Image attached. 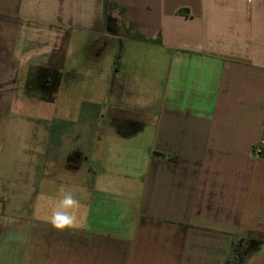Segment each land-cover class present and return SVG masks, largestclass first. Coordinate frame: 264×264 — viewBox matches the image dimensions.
<instances>
[{
    "label": "crops",
    "instance_id": "crops-1",
    "mask_svg": "<svg viewBox=\"0 0 264 264\" xmlns=\"http://www.w3.org/2000/svg\"><path fill=\"white\" fill-rule=\"evenodd\" d=\"M260 144L264 0H0V264H233L243 240L264 264ZM61 186L83 218L62 233Z\"/></svg>",
    "mask_w": 264,
    "mask_h": 264
},
{
    "label": "rangeland",
    "instance_id": "rangeland-1",
    "mask_svg": "<svg viewBox=\"0 0 264 264\" xmlns=\"http://www.w3.org/2000/svg\"><path fill=\"white\" fill-rule=\"evenodd\" d=\"M72 35H73V40H72L70 45H71V49H74V47H75L76 51L79 49V47L81 45H82V47H80V48H83L85 44H88V43L91 44V41H89V39H90V37H93V35H87L84 38V35L79 33V35H77L78 38H75L74 37L75 36V32ZM95 38H98V37L95 36ZM100 39H98L99 41H97L98 44L102 45L104 43H107V40L101 42L102 39L101 40ZM118 48H120V44H118ZM32 72H34V78H37V77L42 75V73H40L38 70H34L33 69L31 71V76H32ZM93 75L94 74L92 72H89V73L87 71L85 72V75H84L85 78H84V80H81V82H80L81 85L83 83L84 87L83 88L79 87V90H78L81 97H88L89 98V97H91L92 94L94 95V93H96L95 91H97V90H94L92 88V86H93V81H92L93 80L92 79ZM34 81H35V83H37L36 80H34ZM70 87H72V86H70ZM74 88H75V86H74ZM74 149H75L74 138L73 137H66L65 140H64V149L62 151V155H64L65 158L68 159V160L71 159L70 160V164H69V169H68L69 175H70V171L75 172V169L73 167L78 165L77 161H81L82 159H84L83 155H87L85 153L84 147L81 148L82 150L77 151V152H75ZM81 151H84V152L81 153ZM64 162H65V160H64ZM74 164H75V166H74ZM53 166L58 167L57 165H53ZM83 171H85V174L87 175V180L85 181V183H88L89 182V178L91 177V171L92 170H91V168L86 169V167L81 168L80 171L77 170V176L80 173H82ZM249 243H250L249 241L247 242V240H243V244H242L243 248L242 249H240V247H237L235 249L233 248L234 251L231 254L232 255L231 261L233 262V264H245L247 262V260L252 256L251 252L253 250H251V247H250Z\"/></svg>",
    "mask_w": 264,
    "mask_h": 264
},
{
    "label": "clouds",
    "instance_id": "clouds-1",
    "mask_svg": "<svg viewBox=\"0 0 264 264\" xmlns=\"http://www.w3.org/2000/svg\"><path fill=\"white\" fill-rule=\"evenodd\" d=\"M48 203L51 205L48 222L53 230L62 233L81 226L82 205L70 188L61 186L58 193L48 199Z\"/></svg>",
    "mask_w": 264,
    "mask_h": 264
},
{
    "label": "trees",
    "instance_id": "trees-1",
    "mask_svg": "<svg viewBox=\"0 0 264 264\" xmlns=\"http://www.w3.org/2000/svg\"><path fill=\"white\" fill-rule=\"evenodd\" d=\"M106 7H107V3H106ZM128 34L132 39H136V40H141V41H145V37L143 35H141L140 33L133 32V28H130L128 30ZM34 70H38L40 73H42L41 76L34 78V72H32V76L31 79L32 81L29 82V87L31 85H33V83L35 82L34 80H36V82H49L54 86H56L59 82H60V73L58 71H54V70H50L47 68H36ZM43 97V95H42ZM52 99V97H51Z\"/></svg>",
    "mask_w": 264,
    "mask_h": 264
},
{
    "label": "built area",
    "instance_id": "built-area-1",
    "mask_svg": "<svg viewBox=\"0 0 264 264\" xmlns=\"http://www.w3.org/2000/svg\"><path fill=\"white\" fill-rule=\"evenodd\" d=\"M263 145L264 144H260L259 146H255L254 148H251L250 154L254 156H262L264 152Z\"/></svg>",
    "mask_w": 264,
    "mask_h": 264
}]
</instances>
